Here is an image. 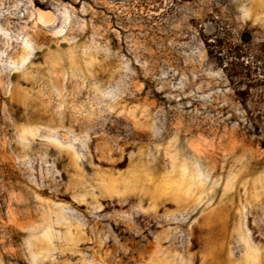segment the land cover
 I'll list each match as a JSON object with an SVG mask.
<instances>
[{
  "label": "rangeland",
  "instance_id": "obj_1",
  "mask_svg": "<svg viewBox=\"0 0 264 264\" xmlns=\"http://www.w3.org/2000/svg\"><path fill=\"white\" fill-rule=\"evenodd\" d=\"M0 264H264V0H0Z\"/></svg>",
  "mask_w": 264,
  "mask_h": 264
},
{
  "label": "bare ground",
  "instance_id": "obj_2",
  "mask_svg": "<svg viewBox=\"0 0 264 264\" xmlns=\"http://www.w3.org/2000/svg\"><path fill=\"white\" fill-rule=\"evenodd\" d=\"M50 16V15H49ZM39 17L41 18V19H43L44 17H43V15H39ZM40 20V19H39Z\"/></svg>",
  "mask_w": 264,
  "mask_h": 264
}]
</instances>
